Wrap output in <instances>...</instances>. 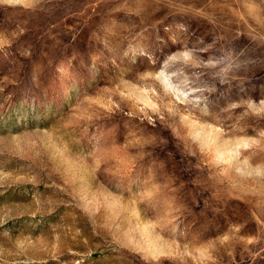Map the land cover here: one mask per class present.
Returning <instances> with one entry per match:
<instances>
[{
    "label": "rangeland",
    "instance_id": "374dc122",
    "mask_svg": "<svg viewBox=\"0 0 264 264\" xmlns=\"http://www.w3.org/2000/svg\"><path fill=\"white\" fill-rule=\"evenodd\" d=\"M0 264H264V0H0Z\"/></svg>",
    "mask_w": 264,
    "mask_h": 264
}]
</instances>
